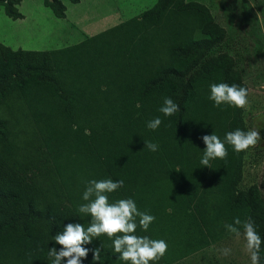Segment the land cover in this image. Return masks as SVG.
<instances>
[{"label": "trees", "instance_id": "obj_1", "mask_svg": "<svg viewBox=\"0 0 264 264\" xmlns=\"http://www.w3.org/2000/svg\"><path fill=\"white\" fill-rule=\"evenodd\" d=\"M78 3L80 0H70ZM21 0H0L18 20ZM65 18L62 0H43ZM232 41L208 6L158 0L139 16L52 51L13 50L0 42V264H51L53 237L69 223L89 226L78 208L88 181L123 180L109 202L131 198L155 217L135 235L164 240L149 264H179L234 233L251 218L264 239L261 146L236 152L228 132L250 130L246 107L216 106L212 84L248 90L246 72L223 51ZM179 104L160 112L165 98ZM159 117L152 130L148 122ZM215 133L228 155L201 164L202 137ZM264 140V127L260 130ZM262 139L260 142H262ZM159 145L153 152L145 142ZM101 235L82 264H130ZM264 264V244L260 252Z\"/></svg>", "mask_w": 264, "mask_h": 264}, {"label": "rangeland", "instance_id": "obj_2", "mask_svg": "<svg viewBox=\"0 0 264 264\" xmlns=\"http://www.w3.org/2000/svg\"><path fill=\"white\" fill-rule=\"evenodd\" d=\"M66 17L58 18L43 0H21L23 19L14 20L0 10V42L13 50L52 51L76 45L126 20L139 16L158 0H62ZM205 4L228 31L232 41L225 46L246 72L250 88L247 119L251 129L264 127V0H188ZM259 177L264 181V140ZM243 232L179 264H251ZM230 249L229 255L222 253Z\"/></svg>", "mask_w": 264, "mask_h": 264}, {"label": "clouds", "instance_id": "obj_3", "mask_svg": "<svg viewBox=\"0 0 264 264\" xmlns=\"http://www.w3.org/2000/svg\"><path fill=\"white\" fill-rule=\"evenodd\" d=\"M210 91L209 99L214 101L216 106L228 104L243 109L248 105V90L239 85L212 84ZM159 110L165 116H172L180 111V106L166 97ZM161 123V119L157 117L149 121L147 127L156 130ZM261 139L260 132L254 128L248 131L236 129L225 136L226 143L232 145L236 152H243L256 146ZM202 140L206 145L201 159L204 167L210 168V160L227 157L225 141H222L215 133L204 135ZM145 148L155 152L159 145L147 141ZM87 183L88 186L83 193V200L87 203L81 204L78 211L91 217L90 224L85 229V226L79 223H69L62 232L53 237L55 243L61 247L59 250L56 247L49 248L48 256L51 258V264H82V259L87 258L89 251L92 252L93 262H99L102 245L95 249H89L83 245L91 244L93 239L101 235L114 237L112 242L114 252L119 254V259L130 261V264H149L150 261H158L165 255L168 245L164 240L135 235L137 227L144 231L148 230L155 220L153 215L139 211L131 198L109 202V194L119 190L124 184L123 180H91ZM241 223L237 217L233 224H227L225 227L230 233L239 236L241 233L237 226ZM242 227L251 264H260V252L264 239L258 233L257 226L251 218L244 221ZM222 253L227 256L230 249L225 248Z\"/></svg>", "mask_w": 264, "mask_h": 264}]
</instances>
